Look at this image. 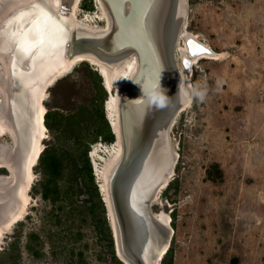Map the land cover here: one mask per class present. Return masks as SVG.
Segmentation results:
<instances>
[{
  "label": "rangeland",
  "instance_id": "rangeland-1",
  "mask_svg": "<svg viewBox=\"0 0 264 264\" xmlns=\"http://www.w3.org/2000/svg\"><path fill=\"white\" fill-rule=\"evenodd\" d=\"M187 3L184 33L221 57H202L193 65L191 85L206 87L208 94L204 102H191L172 125L169 137L178 159L170 183L150 208L169 216L172 264H264V0ZM99 4L81 0L75 15L90 27H106L107 21L96 17L102 14ZM177 60L181 66L179 55ZM97 67L79 61L44 91L41 107L62 116L50 117L53 128H46L40 143L60 158L58 184L62 190L67 181L73 184V197L55 203L43 198L45 175L38 159L26 212L1 237L0 252L17 244L19 264H114L96 226L101 210L94 218L89 203L81 206L92 193L75 186V163L88 158L105 205L100 186L118 149L115 142L94 139L109 124V91ZM11 146L8 135L1 137L0 156ZM5 174L0 166V181ZM106 216L110 223L107 209ZM33 231L40 236L31 243L34 251Z\"/></svg>",
  "mask_w": 264,
  "mask_h": 264
},
{
  "label": "water",
  "instance_id": "water-1",
  "mask_svg": "<svg viewBox=\"0 0 264 264\" xmlns=\"http://www.w3.org/2000/svg\"><path fill=\"white\" fill-rule=\"evenodd\" d=\"M79 1L60 0L59 9H55L50 0H19L0 12V57L8 66L4 82L8 101L0 117V133L7 128L15 141L7 156L0 158V164L9 165L14 173L12 183L0 186V240L21 211L32 177L30 163L38 151L42 130L39 94L43 84L73 58L94 59L103 66L102 73L97 71L110 92L106 71L113 73V78L133 55L136 68L118 92L117 130L109 119L121 152L108 168V203L104 197L103 201L118 258L124 264H161L174 229L167 213L157 215L150 206L159 186L163 189L169 182L167 179L162 187L178 159L169 132L190 104L178 99L179 88L192 86L196 58L217 53L192 33L182 39L187 26V0H101L108 14L106 29L72 19ZM33 6L36 11H32ZM41 13L48 18L45 22L40 15L43 43L25 54L18 47L19 40L10 34L26 32L30 39H38L32 22ZM180 41L187 50H180ZM200 45L209 51H201ZM157 83L169 97L163 108L150 107L143 98V89L154 88Z\"/></svg>",
  "mask_w": 264,
  "mask_h": 264
},
{
  "label": "bare ground",
  "instance_id": "bare-ground-1",
  "mask_svg": "<svg viewBox=\"0 0 264 264\" xmlns=\"http://www.w3.org/2000/svg\"><path fill=\"white\" fill-rule=\"evenodd\" d=\"M19 0H0V12H2L5 8H7L8 6L14 4L15 2H17ZM52 5L54 6L55 9H59L60 7V0H50ZM79 0H76V2H78ZM97 4H99L100 8H102V14H100V16H96L98 17L99 19H102V20H105L107 21L108 23V14H107V11L102 3L101 0H96ZM75 2V3H76ZM80 2L81 0L79 1V3L77 5H74V8H73V11H72V19L78 23H81L83 25H86L84 24L83 22H81L78 18H77V15L76 14V9L79 7L80 5ZM105 17V18H104ZM89 21V20H87ZM106 23V24H107ZM88 27H90L89 25H86ZM91 28H104L106 29V27H91ZM188 32L184 33L182 35V37L186 38V36H188ZM210 46V45H208ZM211 47V46H210ZM212 48V47H211ZM213 49V48H212ZM180 50H187V47L182 43L181 47H180ZM214 50V49H213ZM215 51V50H214ZM217 53V55H205L204 57H207V58H219L221 57V53L215 51ZM81 59V58H80ZM199 59H195L194 60V64L198 61ZM80 60H77L76 58H73L72 60H70L69 62H67L66 64H64L61 68H59L42 86L41 90H40V94H39V114H40V122H41V134H40V137H39V147H38V151L37 153L35 154V156L33 157L31 163H30V169H31V174H32V177L26 187V190H25V198H24V204H23V207L21 209V211L9 222V224L7 225L5 232H8L9 231V228L12 227L15 223H17L21 218L22 216L24 215V213L26 212V209L28 207V203H29V199H30V196L28 194V191L31 187V184L33 183L34 181V174H33V171H32V167L38 162V159L43 151V148H42V145L40 143L41 139L44 137V133H46V125H45V114H46V108L44 106L41 107L40 105V102H41V99H43L45 96L44 94V91L60 76V75H63L65 72H67L75 63L79 62ZM90 63L92 65H95V66H98L97 69L98 71L100 70L101 73L103 72V69L101 70V67L103 68L102 64L98 63L96 60L92 59L90 60ZM136 65H137V59L135 56H131L129 58V60L127 62H125L122 66H120V68L117 69L116 73L114 74V77L112 78L111 75H113V73L111 72H108V70H104L107 72V75H106V85L108 86V88L110 89V92H109V98L107 99V102H106V107H107V110H108V118L111 120L112 124H113V127L114 129L117 130V113H118V92L121 90V86H123L127 80L130 78L131 76V73L133 72V70L136 68ZM7 73H8V66H7V63L5 61L4 58L0 57V117L4 114V112L6 111L7 109V93L5 91V87H4V82H5V79L7 77ZM111 74V75H110ZM2 106V108H1ZM108 119V120H109ZM2 130H5L3 132L0 133V138L5 136V135H8L11 139H12V142H13V146H11L8 150L5 149V151L3 152L2 156H0V158H5L9 152V150L11 148H13L15 146V141H14V138H13V135L11 134V132L7 129V128H2ZM117 143V144H116ZM113 146H118V149L116 151V154L114 155V157L111 159V161L108 163V167H107V170H106V174H105V182H106V175L108 173V168L110 166L113 165V163L115 162V160L117 159V157L119 156L120 152H121V143L119 141V139L114 143L112 144ZM0 166L2 167H5L7 169V174H5L6 176L4 177L5 179H1L0 181V186H3V185H6L4 183H12L14 181V173L11 169V167L7 164H0ZM173 174V170H171V172L169 173V175L165 178V180L161 183L163 184L162 187L165 186V183L167 181V179L169 180V182L166 184V186L170 183V178ZM104 182V183H105ZM103 186L105 189H103ZM100 189L102 191V194L104 196V199L106 200V202L108 201L107 200V190H106V185L104 184H101L100 186ZM161 190L160 186L158 188V192ZM158 192H156L155 196H154V199L155 200L157 198V195H158ZM108 203V202H107ZM161 214V213H160ZM158 215V213H157ZM169 221V219H168ZM3 233V235H4ZM2 235V236H3ZM0 243H1V240H0ZM166 247V246H164Z\"/></svg>",
  "mask_w": 264,
  "mask_h": 264
},
{
  "label": "trees",
  "instance_id": "trees-1",
  "mask_svg": "<svg viewBox=\"0 0 264 264\" xmlns=\"http://www.w3.org/2000/svg\"><path fill=\"white\" fill-rule=\"evenodd\" d=\"M101 76V75H100ZM61 115L59 112H54L53 110H48L45 115V125L47 128L52 129L53 125L49 122L50 117L53 115ZM107 130L105 134H99L97 133L94 139H98L99 137L102 138L105 142L107 143H114L115 142V135L112 132L110 124L106 122ZM39 160H41L43 170H44V175L45 178L42 181L43 185V191L42 195L43 198L47 200H51L53 203L56 201L62 199V196H65L68 198V200L72 199V194L69 193L71 191V187L73 188V184H68L69 182H66V186L64 190L59 186L58 184V171L61 169V163H60V158H58L55 155H52L50 153V149L46 147ZM75 169H76V181L75 186L80 190L83 191L85 190V193L93 195V197H90L88 199H85L81 202V206H86V203H89V209L91 210V213L95 216L96 210L99 207L101 210V217L97 219L96 217V226L100 228L99 233H100V238L105 240V245L107 247V251L110 255V259L114 264H124L117 256L116 254V249H115V244H114V238L112 234V230L110 227L109 220L107 219L106 216V208L104 203L101 200V196L99 194V189L97 185L94 182V176L92 174V169H91V163L88 158H86L83 163L77 162L75 163ZM87 173V177L85 176ZM80 178V180H79ZM72 183V182H70ZM63 192V194H62ZM94 197L97 198L96 201H94ZM75 205V204H74ZM72 204H70V207ZM74 207V206H72ZM60 218V217H59ZM40 236L37 232H31L30 234V244L29 248L33 249L34 247L32 246L31 243H34L37 239H39ZM34 251V249H33ZM36 254L39 252L36 251ZM170 254V257L168 255ZM172 258L173 254L170 252V250L167 251V253L164 255L161 264H172ZM20 260V252L17 249V244L15 242H12L9 244L8 247L3 249L0 252V264H19Z\"/></svg>",
  "mask_w": 264,
  "mask_h": 264
},
{
  "label": "clouds",
  "instance_id": "clouds-1",
  "mask_svg": "<svg viewBox=\"0 0 264 264\" xmlns=\"http://www.w3.org/2000/svg\"><path fill=\"white\" fill-rule=\"evenodd\" d=\"M220 81H217V86L220 85ZM143 98L146 99L148 106L163 108L169 103V97L161 89L159 84L154 88L143 89ZM208 94L206 87L189 86L187 88H179L178 99L191 103L193 101L197 103L204 102Z\"/></svg>",
  "mask_w": 264,
  "mask_h": 264
},
{
  "label": "snow or ice",
  "instance_id": "snow-or-ice-1",
  "mask_svg": "<svg viewBox=\"0 0 264 264\" xmlns=\"http://www.w3.org/2000/svg\"><path fill=\"white\" fill-rule=\"evenodd\" d=\"M32 11H36V6H33ZM40 15H44L45 22H47L48 19L46 14L41 13L37 16V19L32 22L33 24L32 30L38 34V39L36 40L30 39L28 33L26 32L22 33L20 31H16L10 34L12 39L19 40L18 47H20L25 52V54L29 53L31 49L36 46V44L43 43V34L40 29ZM199 49L201 51H209L208 49L204 48L202 45L199 46ZM189 50L191 51V49ZM194 54L195 53H193V55ZM185 66H187V64Z\"/></svg>",
  "mask_w": 264,
  "mask_h": 264
},
{
  "label": "built area",
  "instance_id": "built-area-1",
  "mask_svg": "<svg viewBox=\"0 0 264 264\" xmlns=\"http://www.w3.org/2000/svg\"><path fill=\"white\" fill-rule=\"evenodd\" d=\"M95 1V5L97 6V4H96V0H94Z\"/></svg>",
  "mask_w": 264,
  "mask_h": 264
}]
</instances>
